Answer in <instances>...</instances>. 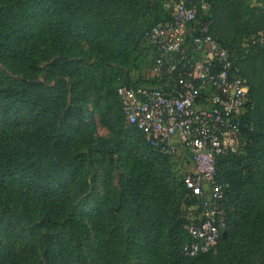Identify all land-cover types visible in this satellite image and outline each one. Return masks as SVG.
<instances>
[{
	"label": "trees",
	"instance_id": "obj_1",
	"mask_svg": "<svg viewBox=\"0 0 264 264\" xmlns=\"http://www.w3.org/2000/svg\"><path fill=\"white\" fill-rule=\"evenodd\" d=\"M175 1L195 6L209 22L248 88L240 149L215 165L225 236L210 252L184 254L189 227L201 221V199L176 177L170 158L125 121L117 90L136 83L129 78L106 90L104 76L95 82L97 104L118 126L116 150L129 153L116 207L99 203L85 222L83 203L73 199L104 140L85 131L83 69L72 58L83 41L105 65L130 48L146 56L143 33L170 19L166 0H0V264H264V8L238 14L232 0ZM218 11L239 23L241 29L231 25L240 35L253 28L259 34L244 56L247 75L216 37ZM43 30L48 49L40 45ZM43 63L50 84L38 82Z\"/></svg>",
	"mask_w": 264,
	"mask_h": 264
},
{
	"label": "built area",
	"instance_id": "obj_2",
	"mask_svg": "<svg viewBox=\"0 0 264 264\" xmlns=\"http://www.w3.org/2000/svg\"><path fill=\"white\" fill-rule=\"evenodd\" d=\"M200 8L206 11L204 4ZM169 15L143 33L141 50L151 59L145 82L120 87L117 94L129 125L159 153L182 157L175 162L202 207L201 221L189 227L192 240L183 248L192 257L210 252L224 232L215 165L219 157L240 149L249 95L228 49L211 35L195 6L177 3Z\"/></svg>",
	"mask_w": 264,
	"mask_h": 264
},
{
	"label": "rangeland",
	"instance_id": "obj_3",
	"mask_svg": "<svg viewBox=\"0 0 264 264\" xmlns=\"http://www.w3.org/2000/svg\"><path fill=\"white\" fill-rule=\"evenodd\" d=\"M177 2L178 1L175 0H166V10L169 9L170 11ZM231 3L233 5V10L238 14H243L245 7L249 10L253 7L264 8L262 0H232ZM220 15L222 16L220 17ZM41 20L43 22V19ZM241 20L246 22L247 17L243 16ZM213 21L216 37L231 46L235 59L239 60L240 68L247 75L248 60L246 61L244 56H246V53L250 50L249 46H252L251 42H253V39L259 37V34L255 33L256 29H247L245 33L240 35L231 25H236L241 29L239 23L234 22V18H232L230 24L225 14L220 11H218V17L215 12ZM252 21L253 20L250 21V25L253 24ZM39 36L42 48L48 49V37L44 30L39 33ZM80 50L82 54L78 53V56L72 58V61L76 62V64L79 63V66L83 69L78 81L80 83V89L83 88L85 90V102L83 104L85 131L90 132L95 138L104 140L102 142L104 146L99 148L94 154V158L97 157V159L93 162L92 166L85 163L80 175V181L83 186L76 187L73 194V199L76 201V204L83 203V212L79 215V219L87 222L89 217L91 218L94 214V210L98 208L99 203H101L103 207L107 205L111 206L112 209L116 207L117 194L128 176L129 170L127 161V155H129V153L127 151L121 152L116 150V145L118 146V142H116L118 126L114 120L113 113H109L101 103L97 104L98 94L95 82H97L100 77L99 83H102V77L104 76L103 79L106 85L104 90L110 85H112L114 89V87H118L128 78L136 83H144V73L150 65L151 59L147 55L137 58L136 52L130 48L127 54L120 53L119 56L109 61L110 65H105L106 60H99L97 50L87 41H83L80 44ZM52 61L53 59L49 62L51 63ZM46 64L47 63L41 64L42 71L38 82L50 84V82L47 81L44 71ZM102 66L109 67L110 69L104 70L101 68ZM98 68L103 70L104 75L99 76ZM258 76L262 77V74L259 73ZM111 146H115L116 151L109 154L108 149ZM112 150L114 151L113 148ZM181 159H170L173 169L176 172V177L180 180L183 179V172L178 169L175 161H181ZM108 162L110 164L109 168L106 167ZM181 166L183 167V165ZM185 167L189 169L190 165L187 163ZM96 200L99 202L95 203ZM161 243L160 241L157 245H161ZM126 255L128 257V252H126ZM118 264H125L124 259L120 258Z\"/></svg>",
	"mask_w": 264,
	"mask_h": 264
},
{
	"label": "water",
	"instance_id": "obj_4",
	"mask_svg": "<svg viewBox=\"0 0 264 264\" xmlns=\"http://www.w3.org/2000/svg\"><path fill=\"white\" fill-rule=\"evenodd\" d=\"M224 236H225V232L222 233V237H224Z\"/></svg>",
	"mask_w": 264,
	"mask_h": 264
}]
</instances>
